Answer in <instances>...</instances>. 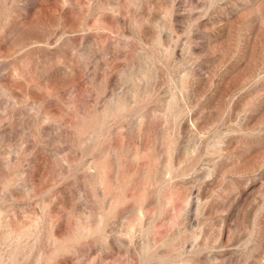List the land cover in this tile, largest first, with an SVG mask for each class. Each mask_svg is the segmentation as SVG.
Returning a JSON list of instances; mask_svg holds the SVG:
<instances>
[{"label": "rangeland", "instance_id": "rangeland-1", "mask_svg": "<svg viewBox=\"0 0 264 264\" xmlns=\"http://www.w3.org/2000/svg\"><path fill=\"white\" fill-rule=\"evenodd\" d=\"M0 264H264V0H0Z\"/></svg>", "mask_w": 264, "mask_h": 264}]
</instances>
